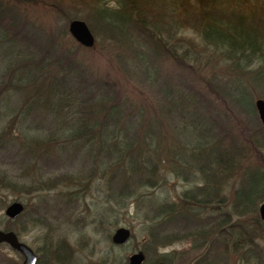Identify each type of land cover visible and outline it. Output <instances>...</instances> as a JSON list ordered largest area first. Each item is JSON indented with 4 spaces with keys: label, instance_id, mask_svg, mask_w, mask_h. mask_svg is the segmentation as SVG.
I'll return each mask as SVG.
<instances>
[{
    "label": "rangeland",
    "instance_id": "374dc122",
    "mask_svg": "<svg viewBox=\"0 0 264 264\" xmlns=\"http://www.w3.org/2000/svg\"><path fill=\"white\" fill-rule=\"evenodd\" d=\"M10 17L16 20L3 23ZM0 18V229L18 230L36 264H128L140 250L144 264H264V126L255 108L264 98V63L250 56L239 68L227 49L204 39L226 40L221 24L234 18L264 31V0H0ZM74 19L90 27L92 47L70 33ZM59 55L69 58L58 66ZM78 87L86 88L82 104ZM87 90L97 94L92 105ZM117 97V108L137 123L155 118L160 105L161 148L185 146L191 159L181 172L167 152L160 165L140 157L147 167L124 172L121 163H101L99 150L86 151L101 146L93 133L104 126L98 101L111 106ZM62 107L72 109L71 125L62 123ZM81 122L88 133L77 129ZM199 135L222 141L230 175H210ZM207 180L221 187L215 197L205 195ZM188 191L196 199L183 200ZM14 201L25 210L10 219L5 209ZM220 223L227 234L243 226L253 235L229 242L213 230ZM119 227L132 232L124 245L112 241ZM0 264H24V257L0 243Z\"/></svg>",
    "mask_w": 264,
    "mask_h": 264
},
{
    "label": "trees",
    "instance_id": "16d2710c",
    "mask_svg": "<svg viewBox=\"0 0 264 264\" xmlns=\"http://www.w3.org/2000/svg\"><path fill=\"white\" fill-rule=\"evenodd\" d=\"M2 18H0L1 20ZM9 19L11 20H16L13 19L12 17L8 18V19H2L3 23L5 22V24H9ZM245 21L242 19H238V18H234V20H230L229 22L225 23V24H221V26H225L227 31H226V40L225 37L223 41H220L221 36L218 37L217 40H212L211 36L206 34L205 35V40L207 42H209L210 44L213 45H218L223 47L224 49H227V51L229 52L230 56L233 58V60H235V64L237 65L239 68L242 66H247L248 63L252 62L249 57L250 56H254L256 58V60L260 61V64L264 63V31H258L256 32L255 28H252L254 25L250 26L248 25V27L244 26ZM135 30L137 32L140 31V27L136 26V25H132ZM212 29H215L216 27L219 26V23H213L210 24ZM228 27H232L233 32H230ZM250 27V30H249ZM255 31H254V30ZM140 33V32H139ZM258 39V40H257ZM148 42L150 43V40H148ZM227 42V45L225 44ZM148 43L149 46H151ZM63 58L64 56H60L58 57L57 60H55L56 62H52L54 64L57 63V65H62L63 64ZM64 58V60L68 59ZM54 60V59H53ZM58 65V66H59ZM67 67H70V64L67 63ZM66 69V67H64ZM262 77H264V70L261 73ZM85 86V85H84ZM79 93L77 94V97L80 98V104H82L83 101V96L85 95V90L86 88L84 87H78ZM81 90V91H80ZM83 91V92H82ZM93 91L87 90L86 94H88L89 96L86 97L85 96V101L88 103H91L96 97V93H92ZM244 92L241 91L239 93V98L238 100H240L241 102H244L245 98H244ZM59 97H61V95H59ZM174 97V96H173ZM62 100V97H61ZM239 101V102H240ZM101 104V107H97V113L100 115H104V121L103 124L104 126H102V130L99 129L97 131H94V137H97V134H99V142H100V147L93 149L91 146L88 145L89 149L86 150L87 152H90V154H92V156L94 157L97 153H94L95 150H99V157L101 159V163H106L107 160H111L110 162L114 163V162H118V165L123 164V168L122 171L126 172L128 170H132V169H136V168H142L144 167L146 164H144L141 160L140 157L142 159H147L148 165L147 166H156L157 162L156 159H159V164L160 165V158L162 160V155L164 154V152H167L166 156H168V154L170 155V157H174V155L176 156V165H177V170L178 173L181 172L184 167H182L183 165H185V163H187L189 160L187 158V156H185L184 154H187V150L186 147H179V148H175L173 149L172 147H170L169 149H165V148H161L160 145V137L159 132L155 131V121L157 120V117L160 115V105H157V107L155 108L157 110V114L155 116V118L153 117V119L151 121H149L148 119H146L145 121H139V123H137L136 118H131L130 119L126 118L127 114H123L122 111L120 109L117 108V106L120 104V100L119 98H115L114 103L110 106L105 104V100L103 101H98ZM98 102H94L95 104ZM104 102V103H103ZM71 104V103H70ZM72 108L76 109L75 106H71ZM181 106H179L177 109L180 113L185 112L184 108L182 110H180ZM63 111L65 112V118L63 119L62 123H65V125L68 123V125L72 124L73 118H70L73 116V111L72 109L69 107L70 111H68V113L66 112V109H64L62 107ZM81 112V116L80 118L83 119V114L85 113L84 111V107L81 109H78ZM89 114V113H86ZM183 114V113H182ZM127 120L128 123H126V126L120 128L123 119ZM191 122V121H190ZM193 123V121H192ZM77 129L79 130V132L82 131V134H86L89 132V130L85 129V126L83 125V122L81 123H76ZM64 125V124H62ZM113 127H111V126ZM140 125H142V130L138 131L140 128ZM87 128V127H86ZM108 128V129H106ZM137 129V130H135ZM194 131L197 130V128H193ZM207 130H205L206 132ZM149 135V137L147 139L143 138V135ZM161 136V135H160ZM209 135H199L200 141L202 142V146L205 147V152H208V156L211 157V166H210V170L212 171L210 172V175H218L219 173V177H223V175L225 176L230 175L231 174V170L232 168L234 169V167L230 166L229 164L227 165L226 160L227 157L231 156L229 155V153H224L225 151L222 149V141L217 142L216 137H207ZM79 137V136H78ZM80 137H83V135H81ZM98 138V137H97ZM209 138V139H208ZM85 140V137H83L80 141H79V145L83 144ZM199 142V141H198ZM87 144H90V142H86ZM200 143V142H199ZM220 143V144H218ZM87 147V148H88ZM200 149L201 146L199 145ZM84 148H86V146H84ZM115 149V150H114ZM121 151V154H118L116 151ZM186 150V152L184 151ZM154 152V153H153ZM169 152V153H168ZM87 154V153H86ZM193 155V153H192ZM193 161L195 158V155L191 156ZM104 158L106 159L104 161ZM129 158H132V160H130ZM230 158V157H229ZM153 159L155 161H153ZM233 160H236V156L234 157L232 155ZM184 160V161H183ZM187 161V162H185ZM213 161V162H212ZM123 162V163H122ZM195 162L198 163V160H196ZM121 163V164H120ZM125 164H129L131 167H127L128 169H126L124 167ZM206 164V163H205ZM145 166V167H147ZM202 170H205V167L202 166ZM121 169H119L120 171ZM118 170H116L117 172ZM208 171V172H209ZM206 172V173H208ZM177 173V174H178ZM222 175V176H221ZM150 179V177H148ZM152 181H154L153 179L151 180H145L146 185H153ZM213 181V180H212ZM208 183V184H207ZM210 180H207L206 183L204 181V186L202 185L203 189H207L208 192L205 193V195H212L213 197H215L216 195H218V192L220 191V188L217 187L216 184H209ZM219 188V189H218ZM239 195V194H238ZM241 197V196H240ZM259 197H264V193H262ZM195 198V192L193 191H188L187 194L185 193L184 199L186 201H193ZM239 200V199H238ZM248 201H251L249 198L245 199ZM244 201V200H242ZM241 200L237 203V205L239 206V203L242 202ZM246 203L241 207H243V209H237L240 212H243L244 210H246ZM167 208L170 207V205L166 206ZM173 209V208H171ZM161 215H165L166 213H168V211L170 210H164L163 208H161ZM192 213V212H191ZM173 215L171 214V217ZM189 216V215H188ZM186 217V216H185ZM188 218V217H186ZM174 219V218H173ZM177 220V217H176ZM173 222V220H172ZM179 225V224H178ZM220 224H217V226H215L213 228V230L219 228V231L221 233L226 232L229 230H226L224 228H221L220 230ZM233 227V226H232ZM234 228V227H233ZM17 233H19L18 230H16ZM236 234L234 235L233 232L234 230H231L229 233L226 235L227 240L230 241H235V242H239L238 239H242V238H246V236H252L247 235L248 231L247 229L245 230L243 228V226H239L236 230ZM205 232V231H204ZM152 236H154V231H152ZM168 238H164V241ZM161 241V239H160ZM61 257H65V256H61ZM61 257H59V255L56 256L57 259H60ZM162 261H164L166 264H170L168 262L167 259H161Z\"/></svg>",
    "mask_w": 264,
    "mask_h": 264
},
{
    "label": "water",
    "instance_id": "95a60500",
    "mask_svg": "<svg viewBox=\"0 0 264 264\" xmlns=\"http://www.w3.org/2000/svg\"><path fill=\"white\" fill-rule=\"evenodd\" d=\"M69 31L72 36L86 47H91L95 43V37L88 27L87 23L83 20H73L69 25ZM255 106L259 115V118L264 125V98H258L255 101ZM24 205L15 201L7 206L5 213L9 218H15L22 213ZM260 215L264 220V203L260 206ZM131 230L126 227H119L115 230L112 241L116 245H123L131 238ZM8 243L12 248L19 251L24 256V264H36L38 255L33 249L20 241L17 234L14 231L0 230V243ZM146 259V255L143 251H138L129 256V264H143ZM157 264H165L164 262H158Z\"/></svg>",
    "mask_w": 264,
    "mask_h": 264
},
{
    "label": "bare ground",
    "instance_id": "6f19581e",
    "mask_svg": "<svg viewBox=\"0 0 264 264\" xmlns=\"http://www.w3.org/2000/svg\"><path fill=\"white\" fill-rule=\"evenodd\" d=\"M242 88H246L247 86H245L244 84L241 85ZM161 88V87H160ZM264 126V125H263Z\"/></svg>",
    "mask_w": 264,
    "mask_h": 264
}]
</instances>
